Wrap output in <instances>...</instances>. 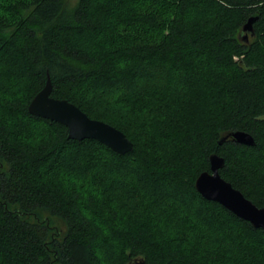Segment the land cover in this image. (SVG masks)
<instances>
[{
  "label": "trees",
  "instance_id": "1",
  "mask_svg": "<svg viewBox=\"0 0 264 264\" xmlns=\"http://www.w3.org/2000/svg\"><path fill=\"white\" fill-rule=\"evenodd\" d=\"M47 76L132 150L31 115ZM211 153L264 206V0H0V264H264V230L195 189Z\"/></svg>",
  "mask_w": 264,
  "mask_h": 264
},
{
  "label": "water",
  "instance_id": "2",
  "mask_svg": "<svg viewBox=\"0 0 264 264\" xmlns=\"http://www.w3.org/2000/svg\"><path fill=\"white\" fill-rule=\"evenodd\" d=\"M256 17H250L242 26L243 39L248 34H254L253 22ZM52 85L47 76L43 87L31 98L27 110L33 116H38L64 125L69 139H94L109 147L118 154L130 152L132 142L125 134L114 126L97 119L90 118L75 104L66 99L51 96ZM230 137L234 142L243 145H253V136L243 130H236L221 137L219 144ZM209 170L201 172L195 179L196 191L206 200L222 205L237 217L248 221L254 228L264 230V206L258 207L244 194L234 188L219 173L224 166V158L217 153L208 157ZM129 264H148L142 257L132 259Z\"/></svg>",
  "mask_w": 264,
  "mask_h": 264
},
{
  "label": "rangeland",
  "instance_id": "3",
  "mask_svg": "<svg viewBox=\"0 0 264 264\" xmlns=\"http://www.w3.org/2000/svg\"><path fill=\"white\" fill-rule=\"evenodd\" d=\"M76 1H77V0H67V2H68L69 5H73V4H75ZM54 223H55V225H57L58 227H62V226H63V225H62L59 221H57V220H55Z\"/></svg>",
  "mask_w": 264,
  "mask_h": 264
}]
</instances>
